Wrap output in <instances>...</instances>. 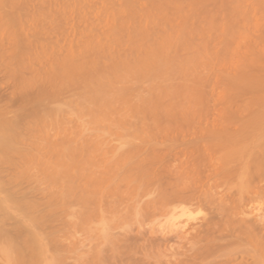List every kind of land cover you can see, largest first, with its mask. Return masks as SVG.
Instances as JSON below:
<instances>
[{
	"label": "rangeland",
	"instance_id": "1",
	"mask_svg": "<svg viewBox=\"0 0 264 264\" xmlns=\"http://www.w3.org/2000/svg\"><path fill=\"white\" fill-rule=\"evenodd\" d=\"M263 86L264 0H0V264L173 261L184 239L144 254L127 238L191 233L210 207L141 217L123 179L150 160L173 173L175 159L190 161L196 130L211 129L214 99L233 98L218 109L235 113ZM44 147L63 156L41 164L33 153Z\"/></svg>",
	"mask_w": 264,
	"mask_h": 264
},
{
	"label": "bare ground",
	"instance_id": "2",
	"mask_svg": "<svg viewBox=\"0 0 264 264\" xmlns=\"http://www.w3.org/2000/svg\"><path fill=\"white\" fill-rule=\"evenodd\" d=\"M11 49L7 54L5 53L6 56L14 53V49ZM17 67L18 64L12 69ZM29 69L33 70L31 64ZM253 95L256 96L254 92ZM255 96L245 98L240 104L236 103L238 109L235 113H232L234 111H230V113L229 111L226 112L227 109L223 111L218 109L220 105H227L230 110L231 105L234 104L233 98H226V100L218 97L216 99L213 98V103L211 102V129H209L208 132L202 130V133H198L199 129L196 130L197 132L195 131L198 135L195 134V146L193 150L190 148L191 151H193V153L190 154L193 159L192 160L190 157V161L192 160L190 165H188L190 161L186 162L188 161L186 160L184 162L185 159H181L183 161L182 163V161L179 162L180 160L177 158L173 161L176 164H174V167L172 166V161H170V166L173 167V169L169 168L172 171L174 170L173 173H170V170H165L168 166L165 167L166 165L164 166L163 164L164 161L161 160L163 163L160 162L165 168H161V170L166 172L165 175H162V173L160 176L158 173L153 172L155 169L154 165L156 168L158 167L157 170L160 169L159 166L162 167L160 163L158 166L156 163L157 160H154V162L150 160L146 163L144 161V166L140 163V168L147 167L146 170H144V168L139 169L145 172L146 175H141L142 171L138 169V172L135 169L131 177L123 179L125 184L129 185L127 194L130 196L132 205L133 203L139 205L138 212L141 217L171 212L180 206L188 207L194 206L195 204H205L209 206V210H211L208 214L209 219H206L205 225L199 224L198 227H192L191 233H182V236H180V234L178 236L176 234L171 235L163 233V235L160 234L158 237H152L151 233L148 234L146 231L138 230L133 237L127 238L126 242L130 250L141 249L144 254H146L147 252L149 253L150 251L163 247L165 251H168L169 249H174L173 246V248L171 247L172 244L170 245L171 242L176 239L179 241L184 239L188 248L185 249V246L181 244L180 246L178 245L179 247H175V249L177 248L176 250H178V248H180L182 252L184 249L186 253L188 252V254H191L187 255V258L185 256L186 253H178L179 251L173 250L174 252H170L171 255L167 256L173 261H166L168 264H264V95ZM25 115L31 117L32 113L28 112ZM232 118H237L240 122L238 126L230 130L227 124ZM207 134L208 137H206ZM205 138L207 140L206 142H204ZM65 140L59 141L60 144H58L57 147H63L67 142V140L64 142ZM51 149L53 150V148L49 149L48 147H44L42 151L33 154H37L36 157L38 158L40 157L39 162L41 158H44L42 159V163L40 162L43 164L44 161L46 162L45 158L50 155V152H52V157L53 152L56 150L54 148V151H50ZM56 153L54 154H59V158L63 156L60 150L57 154ZM33 154L30 153L25 155L26 162L30 163L28 165L33 164L34 166L35 161L32 162L33 159L31 160L30 158H33ZM45 154L47 155L45 156ZM165 164L169 165V162ZM187 165L190 166V168H188ZM60 167H63V165ZM182 167H184V169L187 168L184 170L185 174L178 171V169L180 170ZM150 168H152V170H150ZM167 172L168 174H166ZM138 173L139 175H137ZM73 177H70V180ZM149 177L151 178L150 180ZM90 183V185L94 184V186H96L99 181L90 180ZM197 184H201V188L198 187ZM78 188L80 189L79 185L77 189ZM199 188L203 190H199ZM219 188H223L225 193L223 191L224 194L219 193V191L217 192ZM84 191L85 189H82L81 192H79V194H81V201L83 202L82 199L86 198V195L91 193L88 197L89 200L83 202L88 203L91 197L94 198L92 196V190L85 192L86 195ZM155 193V198L147 199V201L143 200L145 197H152ZM82 194H84L83 197ZM218 194L220 196L217 197L216 195ZM216 198L219 199L217 200ZM160 200H163L164 204L161 202V205H163L161 208H158L157 204ZM21 201L23 203L25 200ZM26 202H24V205L28 203L25 205L27 207L23 204L21 206H24L25 209H29V202ZM168 207L172 209L169 210ZM31 220L33 219L31 218ZM39 221L38 219L37 225L43 223H39ZM33 222L36 224L35 220L32 221V223ZM35 234L34 232H27V235L31 237L27 238L28 241H26L30 245L33 244V247H35L34 243L39 241V236ZM15 238H13V241ZM24 247L26 248V246ZM27 247L29 246L27 245ZM34 253L38 252L36 251ZM221 258H223V260H219Z\"/></svg>",
	"mask_w": 264,
	"mask_h": 264
}]
</instances>
